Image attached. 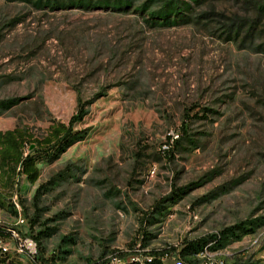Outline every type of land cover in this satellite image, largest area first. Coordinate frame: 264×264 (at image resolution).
Wrapping results in <instances>:
<instances>
[{
  "label": "rangeland",
  "instance_id": "374dc122",
  "mask_svg": "<svg viewBox=\"0 0 264 264\" xmlns=\"http://www.w3.org/2000/svg\"><path fill=\"white\" fill-rule=\"evenodd\" d=\"M56 123L0 264H264V0H0V131Z\"/></svg>",
  "mask_w": 264,
  "mask_h": 264
},
{
  "label": "trees",
  "instance_id": "16d2710c",
  "mask_svg": "<svg viewBox=\"0 0 264 264\" xmlns=\"http://www.w3.org/2000/svg\"><path fill=\"white\" fill-rule=\"evenodd\" d=\"M82 114L83 112L81 110V113L78 115L79 117H73L71 122L74 123L80 120ZM75 135L76 133L73 132L71 126H66L62 123L49 126L46 135L42 139L35 138L28 131L19 127L0 131V186L11 188L16 185L17 178L20 176L26 177L30 183L34 184L39 177L37 159L32 153V151H34V146L40 150L45 148H56L62 151L76 141ZM173 142H177V139H174ZM29 145H33L32 150L26 151ZM0 205L3 206V202L0 201ZM6 234L10 233H5L4 230L0 229V238H3ZM32 238L36 240L37 246L35 263L49 264L48 259H45L43 255L39 239L35 236ZM210 240H214V237L200 238L187 242L182 249L183 255L188 253H200ZM156 255V253H152L151 256L154 257L145 261L144 264H162ZM125 256L126 255H120V258H124ZM0 260L4 261V259ZM233 264L254 263L236 262Z\"/></svg>",
  "mask_w": 264,
  "mask_h": 264
},
{
  "label": "built area",
  "instance_id": "2783aa9c",
  "mask_svg": "<svg viewBox=\"0 0 264 264\" xmlns=\"http://www.w3.org/2000/svg\"><path fill=\"white\" fill-rule=\"evenodd\" d=\"M0 243L1 245H4L2 238H0Z\"/></svg>",
  "mask_w": 264,
  "mask_h": 264
},
{
  "label": "water",
  "instance_id": "95a60500",
  "mask_svg": "<svg viewBox=\"0 0 264 264\" xmlns=\"http://www.w3.org/2000/svg\"><path fill=\"white\" fill-rule=\"evenodd\" d=\"M33 147V145H31V148Z\"/></svg>",
  "mask_w": 264,
  "mask_h": 264
}]
</instances>
